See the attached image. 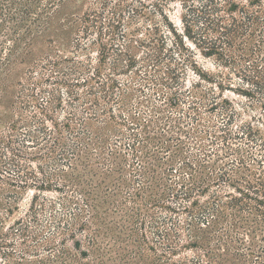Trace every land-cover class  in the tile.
I'll use <instances>...</instances> for the list:
<instances>
[{"label":"rangeland","instance_id":"rangeland-1","mask_svg":"<svg viewBox=\"0 0 264 264\" xmlns=\"http://www.w3.org/2000/svg\"><path fill=\"white\" fill-rule=\"evenodd\" d=\"M235 1L249 7L252 0ZM257 5L250 6L249 10H259ZM262 5L264 10V0ZM185 8L179 0H64L51 11L44 32L32 38L35 39L33 45L28 49L27 39L14 50L16 56L11 65L0 67V137L6 142L12 135V149L23 150L26 157L33 159L22 163L30 165L40 179L49 175L54 187L68 185V189L57 194L54 189L40 192L30 187L16 198L14 188L7 184L16 172L9 167L7 171L11 174L5 173L3 182L0 181V231L4 233L20 220L28 218L29 221L33 198L37 196L34 209L38 211L37 219L30 222L29 227L41 234L39 241L42 242L59 221L71 223V217L79 212V204H84L79 187L64 176L80 177L86 174L84 170L69 168L71 164L75 167L74 160H64L58 165V159H41L46 152L39 148L46 143L42 129H53V121L61 124L72 113L78 120L89 119L87 134L95 143L91 144L90 140L86 145L84 141L82 144L70 136L67 138L69 149L82 144L89 152V176H84L83 187L92 184L98 196V213L103 218L97 227L105 236L104 245H112L114 241L109 235H116L125 253L135 252L137 243L132 235L138 226L136 217L131 220L128 215L137 212L132 211V207L150 202L152 195L155 201L160 199L175 211L148 204L151 216L146 219L148 237L155 239V225L162 227L169 223L167 226L173 229L181 225L180 245L184 247L171 256L169 264H207L209 258L204 256L203 250L208 251V248H198L192 242L198 237L202 244L210 241L209 251L213 253L216 245L222 243L220 252L225 256V264H234L239 253L246 254L238 260L239 264H264V207L259 208L261 211L256 208V198L264 200V196L255 187L257 177L264 171V91L259 93L255 86L243 81L237 66H224L216 57H206L200 47L182 34L183 17L187 15ZM156 25L161 34L165 32L167 36L166 60L157 72L151 70L150 73L168 82L169 73L175 75L177 80L169 86L171 89L145 80L146 76H151L146 75L150 70L145 69L149 53L145 41L151 33L148 29L152 31ZM172 26L183 37L186 50H179L176 46L179 40L168 35ZM160 38L164 39V35ZM12 45L8 36L0 38V59L8 58ZM129 58L136 59L134 67L130 66ZM251 89L258 94L244 96L243 91ZM172 93L179 98H176L179 104L174 107L169 103L174 97ZM95 99L97 106L91 103ZM195 105L196 111L191 109ZM86 107L90 110H85ZM168 118L182 119L184 129L191 133L186 137L173 126L170 128L171 120L166 123ZM145 127L155 140L147 139L149 134L145 135ZM135 135L142 141V145H137L141 158L136 159L132 148L136 144ZM34 141H39L40 145ZM7 146L0 144V151L6 154ZM177 150H182L183 155L175 156ZM56 158L61 156L57 154ZM240 159L245 164H241ZM185 162L199 171L196 175L199 183L202 175L211 177L209 183L199 185L203 191L193 193L189 199H184V193L192 186V171L183 168ZM170 168L173 169L170 171ZM220 175L223 178L218 180ZM247 181L254 188H250ZM152 182H155L154 189L142 192L136 203H125L136 189L148 187ZM119 183L121 191L115 192ZM244 193H248L249 198ZM72 195L78 198V204L66 206L65 198ZM215 198L216 203L211 207L219 208L215 205L220 203L224 218L217 217L215 212L212 221V211L205 207L213 204ZM194 201L202 207L191 216L183 207H190ZM10 202L12 207L8 208ZM120 204H123L122 209L118 208ZM152 217L159 224L151 222ZM229 230L232 231L229 237L222 236L229 241L231 249L226 255V241H219L223 232ZM83 237L79 235L78 239ZM239 238L244 241L243 245L237 243ZM13 240L8 241L10 247H4V251L13 252V256L0 255V264H20V255L30 261L38 259L23 255L25 246L20 244L21 238ZM55 244L57 249L51 253L42 243L35 248L36 243L29 240L26 245L31 247V254H39L40 259L55 256L58 249L64 247L61 238L56 239ZM67 247L73 250L71 239ZM247 248L259 255L258 258L247 256ZM162 252L163 248L158 246L157 253ZM154 255L148 253L149 259H154Z\"/></svg>","mask_w":264,"mask_h":264},{"label":"trees","instance_id":"trees-1","mask_svg":"<svg viewBox=\"0 0 264 264\" xmlns=\"http://www.w3.org/2000/svg\"><path fill=\"white\" fill-rule=\"evenodd\" d=\"M45 1V3H44ZM62 1L64 0H0V38L2 36H8L11 41H13L12 48L10 49V53L8 54V58L0 59V67L6 66L9 67L11 61L16 53H13L15 49H19L22 42L27 40L29 43L26 46L31 47L33 45L32 39L36 33H43L45 24L48 27L49 22L45 21L48 19L51 14V11L54 10ZM181 4L186 9L187 15L183 17L184 21V31L183 35L187 36L188 39L192 40L195 45L202 49L203 54L206 57H216L219 62H221L224 66H237L239 68L238 73L242 74V80L247 82L248 84H252L259 90L258 92L264 91V10L263 8V0H252L250 1V6H256L259 10L250 11L249 7L245 5H240V3L235 0H179ZM187 5V6H185ZM261 10V11H260ZM43 23V24H42ZM150 36L145 44L149 50L147 54V61H145V69H149L148 71L150 75L151 70L153 72H157L158 68L164 63L166 60L164 58V50L166 43H168L167 36L165 32L161 34L158 25H156L152 31L148 29ZM168 35H173L176 40V46L179 50H186L183 45V37L179 35V31L175 29V27H169ZM164 35V39L159 36ZM37 38V37H36ZM182 39V40H181ZM175 40V41H176ZM30 52V51H29ZM13 53V54H12ZM129 63L131 67H134L136 64V59L129 58ZM99 72L97 73V75ZM146 76L147 79L151 80L155 85L158 86H168L172 85L173 82L177 80L176 76L169 73L170 82L166 78H159ZM244 96L253 97L258 93H255L253 89L248 91H243ZM174 97L170 99L169 103L171 106H177L179 104L178 95L176 93H172ZM178 98V99H176ZM176 99V100H175ZM95 101H91L92 104L97 106ZM196 105L191 107L192 110H195ZM85 110H90V108L86 107ZM161 111V109H160ZM191 120H196L195 117H189ZM89 119H76V114H69L66 117V121L59 124L56 121L54 124V128L51 130L46 129L45 127L42 129L44 133V139L46 143L43 145L39 143V141H34L36 144L40 145V149L45 150V155H42L41 159H49L57 160V164L59 162H63L64 160L76 162L75 167L73 168H81L84 170L85 175H81L80 177H76L73 174L68 175L65 174V178L68 182L72 183L74 186H78V193L84 198L82 201L84 204H79V212L71 217V223H65L64 220L59 221L58 226L55 230H52L51 235L47 237L44 241L40 242L41 234L36 231H31L30 222L34 219H37L38 211H34L37 207V196L33 198V202L31 205V216L27 219H23L18 221L14 226L8 227L6 231L3 233L0 231V255L5 256H13L12 253H7L4 251V247H10L11 239L21 238L20 244L25 246V252L23 255L28 256H36L38 259L36 261H30L26 259V256H19L20 264H164L171 261V256L176 255L177 251L184 247V245H180L181 233L179 227L181 225L176 226L174 229L170 226L163 224L161 227H157L156 231H154L153 235L155 239H151L148 237V231H146V219L150 218L148 211L150 210V206L148 204H154L161 208L166 209L167 211L174 212L175 209H172L169 205H165L164 202H161L160 199L155 201V198L150 195V199L147 204H140L139 207H132V211H137L136 213L129 214V218L132 220L136 217L137 221V230L133 232L132 236H135L136 250L133 253H125L122 250L120 238L116 235H109L111 239H113V244L104 245L102 235V229L97 227L98 222L103 218L99 215L98 211L99 204L97 203L98 196L95 193L94 187L87 184L86 187H83L86 179L84 176H89L88 167L91 164L89 152H87V147L85 145L82 146V141L90 144V140L92 137L87 134L89 131L88 122ZM169 120H171L169 122ZM169 122V123H168ZM168 126L170 128L173 126V129H178L181 134H184L186 137L191 133L190 130L184 129V123L182 119L174 120V118H168ZM171 124V125H169ZM167 125V124H166ZM178 125V126H177ZM148 127V125H146ZM147 127H145V135L147 139H156L152 137L150 132H148ZM78 128H81L79 131ZM55 129V130H54ZM12 130H15V126L12 127ZM71 137L77 140L80 145H72V149L68 148L67 138ZM32 138V137H31ZM89 140V141H88ZM136 144L132 146L133 155L136 158H141L140 151L137 150V145H142V141L138 135H135L134 139ZM12 135L8 137L5 142L2 137H0V144L5 143L7 146L6 154L0 151V181L3 182L2 176L6 174H11L7 171V169L12 167L15 169L16 175L12 179H8L7 184L14 188L13 195L17 198V195L20 192L26 191L30 187L37 189L40 192L44 191H52V189L57 192V194H62L64 190L68 189V185H63L61 187L55 185L51 176L47 175L45 179H40L38 174L28 165L27 163H22L23 161L31 162L33 159L25 156L26 153L23 150L12 149L13 144ZM91 140V144H92ZM150 142V141H149ZM93 144H95L93 142ZM225 145V144H224ZM145 148V145L142 146ZM147 150V148H145ZM59 154L61 158H56V155ZM183 155V151L177 150L175 156ZM36 158V157H35ZM241 164H245L243 159H240ZM261 163H258L260 165ZM202 166V165H200ZM183 168H188L189 171H192V186L188 188V192L184 193V199H189L193 196V193L197 191H203L202 187L199 185L207 184L208 181L211 180V177H202L200 183L197 181L196 175L199 172L195 169V167L188 162H185ZM173 168H170L171 171ZM200 169V168H199ZM247 170L248 167H246ZM43 169L41 168L40 173L43 175ZM168 171V172H170ZM155 174V171H153ZM62 175V174H61ZM13 176V175H12ZM63 176V175H62ZM209 176V175H208ZM211 176V175H210ZM218 180L223 178V176H217ZM148 180L150 177H147ZM156 177H151V181ZM10 180V181H9ZM150 181V182H151ZM156 182V181H155ZM152 182L147 187H139L133 193V197L129 196V199L125 200L126 202L136 203V201L141 198L142 192H149L154 189V183ZM159 186L160 183L156 182ZM209 183V182H208ZM250 188H254L253 184L249 181L246 182ZM121 184V183H119ZM255 186L259 192L264 196V171L260 177H257ZM57 186V187H56ZM186 185H180L179 187H185ZM122 184L119 186L116 184V189L121 191ZM172 187H169L170 189ZM249 188V189H250ZM257 191V190H255ZM117 195V193H116ZM245 197L249 198L250 195L248 193H244ZM164 194L161 193V199H164ZM174 197H178V195H174ZM216 197V195H215ZM179 198V197H178ZM76 197L68 196L65 198V205L69 204H78ZM217 198L214 199V203L205 207L208 211H212V221L216 217L215 212L217 213V217L224 218L220 212L221 204L218 203L215 207H211L216 203ZM233 200H237L234 198ZM238 201V200H237ZM257 211H261L259 208L264 207V200L256 198ZM115 208L117 209V203L114 202ZM8 208H11V202L7 205ZM65 206V207H66ZM123 204H120L118 208L122 209ZM202 206L199 205L198 202L191 203L190 207H183L189 215L192 216L197 209H200ZM211 207V208H210ZM146 211V212H144ZM144 212V213H143ZM88 215V216H86ZM264 216V212L262 213ZM217 219V218H216ZM205 220V219H204ZM220 220V219H218ZM151 222L154 221L155 224H159L157 220H154L152 217ZM216 221V220H215ZM206 222V221H203ZM208 222V221H207ZM188 225H191L190 223ZM140 227V228H139ZM234 230L237 229V225L234 224ZM112 232V230H110ZM109 232V233H110ZM254 232V231H253ZM107 233V234H109ZM232 231H224L220 237V241H226V251L228 255L231 251L227 240H225L222 236L229 237ZM256 233V232H255ZM79 235H84V239H78ZM107 236V237H109ZM61 238L62 245L64 247L62 249H58V254L55 256L46 255L44 258L39 259V254L32 255L31 247L26 245L28 241L35 242V248L39 243H42L45 247V250L49 253L50 251H54L57 249L55 241L56 239ZM196 238V237H195ZM72 240L73 242V250H69L67 247V241ZM201 239L198 237L193 244L196 247L208 248V251H204V256L209 258L207 264H225V256L220 252L222 243H218L217 250L213 253L209 251L211 247L210 241L207 244L200 243ZM14 241V240H13ZM66 241V242H65ZM237 243L240 245L244 244V241L241 238L236 239ZM110 242V240H109ZM109 246V247H108ZM158 246L163 248L162 254L157 253ZM45 251V252H46ZM247 256H253L258 258L259 255H255V253L250 252L251 248H247ZM154 253V259L150 260L148 257V253ZM264 251H262L263 253ZM33 253H37V251H33ZM150 256V255H149ZM236 258L240 261L243 257H246V254H236ZM238 260L234 264H239Z\"/></svg>","mask_w":264,"mask_h":264}]
</instances>
